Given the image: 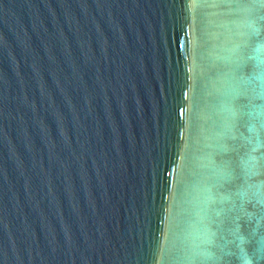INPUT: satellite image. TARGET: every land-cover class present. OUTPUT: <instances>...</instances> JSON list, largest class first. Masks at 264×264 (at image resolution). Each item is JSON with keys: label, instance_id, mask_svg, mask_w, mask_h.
Returning <instances> with one entry per match:
<instances>
[{"label": "water", "instance_id": "1", "mask_svg": "<svg viewBox=\"0 0 264 264\" xmlns=\"http://www.w3.org/2000/svg\"><path fill=\"white\" fill-rule=\"evenodd\" d=\"M264 264V0H0V264Z\"/></svg>", "mask_w": 264, "mask_h": 264}, {"label": "clouds", "instance_id": "2", "mask_svg": "<svg viewBox=\"0 0 264 264\" xmlns=\"http://www.w3.org/2000/svg\"><path fill=\"white\" fill-rule=\"evenodd\" d=\"M242 264H254V261L250 257L245 256L242 259Z\"/></svg>", "mask_w": 264, "mask_h": 264}]
</instances>
